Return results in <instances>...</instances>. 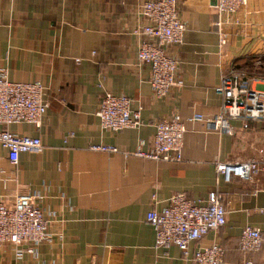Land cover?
I'll return each instance as SVG.
<instances>
[{
    "label": "crops",
    "instance_id": "1",
    "mask_svg": "<svg viewBox=\"0 0 264 264\" xmlns=\"http://www.w3.org/2000/svg\"><path fill=\"white\" fill-rule=\"evenodd\" d=\"M146 0H0V69L14 82H41L49 104L40 127L1 126L19 136L40 138L41 152L20 155L12 165L0 145V197L18 188L42 197L37 205L50 221L49 242L38 246L0 243V264H193L175 246L155 247L148 214L162 211L183 193L202 203L219 191L227 225L193 242L191 253L220 244L224 264H264V174L253 182H226L217 161H247L264 150V124L234 134L214 132L195 114L215 118L222 100L216 94L223 74L264 57V0H249L225 28L227 43L212 29L216 0H177L187 27L185 43L172 47L179 60L181 87L157 99L150 68L137 52L145 24ZM242 68H239L241 67ZM125 95L141 110L143 125L119 133L104 130L97 116L105 94ZM175 116L185 120L183 162L133 156L141 141L150 149L155 125ZM92 145L120 152L91 151ZM256 192L255 194H253ZM156 199V201H155ZM263 231L260 252L239 248L244 228Z\"/></svg>",
    "mask_w": 264,
    "mask_h": 264
},
{
    "label": "built area",
    "instance_id": "2",
    "mask_svg": "<svg viewBox=\"0 0 264 264\" xmlns=\"http://www.w3.org/2000/svg\"><path fill=\"white\" fill-rule=\"evenodd\" d=\"M248 3L249 0H216V15L211 29L218 34L221 48L227 43V24ZM141 15L145 24L136 34L143 36L144 40L139 46L137 60L149 66V82L154 95L157 99H163L173 88L182 85L177 77L179 60L172 54L171 48L185 43L187 27L181 19L177 0H146ZM44 90L41 82H14L10 80L7 69H0V125L28 123L40 127L49 108L43 98ZM215 91L222 100L219 115L211 119L198 113L188 121L202 122L211 131L230 135L234 134L231 122H241L244 129H249L252 123L264 124V78L251 80L232 69L223 74ZM132 103L128 96L105 94L97 112L101 127L115 133L140 128L143 125L142 113L141 110H133ZM186 132L185 120L179 116L160 121L155 125L150 149L144 150V142L141 141L131 155L158 162L181 163ZM0 145L8 152V159L15 166L21 154L43 150L40 138L19 136L8 130L0 132ZM89 149L108 154L120 152L110 145H92ZM216 169L226 182L233 177L253 182L264 174V150L247 161H217ZM41 199L35 193L5 188V193L0 197L1 244L38 246L51 240L50 221L37 205ZM261 212L264 213V209ZM227 213L223 197L217 190L211 192L202 203L194 202L180 193L171 196L168 206L162 211H151L147 221L154 228L156 248L178 247L193 264H224L225 249L220 244L197 249L194 253H191L190 246L208 233L224 228ZM262 247V229L251 226L244 228L239 242L240 250L251 255L260 252Z\"/></svg>",
    "mask_w": 264,
    "mask_h": 264
},
{
    "label": "trees",
    "instance_id": "3",
    "mask_svg": "<svg viewBox=\"0 0 264 264\" xmlns=\"http://www.w3.org/2000/svg\"><path fill=\"white\" fill-rule=\"evenodd\" d=\"M257 58H253L251 62L245 67L248 69L249 74H247L248 79H255V78H264V57H260V64H256ZM239 68H242L239 67Z\"/></svg>",
    "mask_w": 264,
    "mask_h": 264
}]
</instances>
